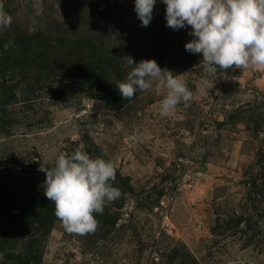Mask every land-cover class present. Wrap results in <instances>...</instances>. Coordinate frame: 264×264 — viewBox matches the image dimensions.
Instances as JSON below:
<instances>
[{
	"label": "rangeland",
	"instance_id": "rangeland-1",
	"mask_svg": "<svg viewBox=\"0 0 264 264\" xmlns=\"http://www.w3.org/2000/svg\"><path fill=\"white\" fill-rule=\"evenodd\" d=\"M0 4L12 17L0 28V186L13 193L0 209V264H264V69H218L202 92V55L184 47L191 26L167 27L160 0L147 27L134 0ZM126 57L178 75L187 107L162 116L166 90L155 87L123 98ZM77 149L111 160L129 191L84 234L36 191L40 166ZM170 195L172 234L161 228ZM8 216L30 234L6 233Z\"/></svg>",
	"mask_w": 264,
	"mask_h": 264
},
{
	"label": "clouds",
	"instance_id": "clouds-1",
	"mask_svg": "<svg viewBox=\"0 0 264 264\" xmlns=\"http://www.w3.org/2000/svg\"><path fill=\"white\" fill-rule=\"evenodd\" d=\"M157 0H134V11L141 26L153 18ZM165 5L166 26L178 30L191 26L192 39L184 47L187 52L201 54L203 66L201 91L207 89L209 77L218 69H264V0H160ZM12 23V17L0 4V28ZM12 41L3 45L7 50ZM130 71L116 85L123 98L133 99L137 93L155 87L166 94L159 101L162 116L175 111L181 101L191 100L193 93L178 75L161 69L155 60L124 58ZM264 135V133H261ZM45 173L43 190L54 204V214L69 233L84 234L97 225L94 213L102 214L106 203L121 197L114 186L116 171L111 160L77 149L59 153L53 167L40 166Z\"/></svg>",
	"mask_w": 264,
	"mask_h": 264
},
{
	"label": "trees",
	"instance_id": "trees-1",
	"mask_svg": "<svg viewBox=\"0 0 264 264\" xmlns=\"http://www.w3.org/2000/svg\"><path fill=\"white\" fill-rule=\"evenodd\" d=\"M0 78L1 81H0V90L2 88H5L6 87V79H5V76L4 75H0ZM250 108V105H246L245 107H243V111H248ZM114 186L118 187L121 191V196H123L124 194H126L127 192H129L127 189H123L121 187V185H119V183H116L114 184ZM1 187L0 186V209L1 211H3V208L5 206V203L7 202V200H9L12 196H13V193L11 190H8V188H3L1 190ZM44 191L43 188L39 187L38 189H36V191ZM27 196H24V201L27 202V198H25ZM32 201H33V198H31ZM34 202H37L36 198H34ZM33 202V203H34ZM25 204V202H23ZM29 205H30V202L28 201ZM35 204V203H34ZM37 204V203H36ZM40 205V203H39ZM52 208H49V209H46V211L42 214H40L41 212H38L39 214V217L41 216H44V215H47V213L51 210ZM1 211H0V214H1ZM7 216V215H6ZM36 216V215H35ZM3 220V223L5 224L4 226H2L3 228H6V233L10 234V233H20V235H24L26 232H28L27 234H30L28 231V229L30 228L28 225H26L24 223L23 220H20V219H17L16 217L14 216H8L7 219H2ZM8 241L7 239L5 238H2V240L0 241V252L4 251V246H5V242Z\"/></svg>",
	"mask_w": 264,
	"mask_h": 264
},
{
	"label": "built area",
	"instance_id": "built-area-1",
	"mask_svg": "<svg viewBox=\"0 0 264 264\" xmlns=\"http://www.w3.org/2000/svg\"><path fill=\"white\" fill-rule=\"evenodd\" d=\"M173 199L174 198L170 195L169 199L164 198L163 200L160 201L161 209L164 211L162 213L161 228L163 231L167 232L168 234H172V230H173V224H172L170 217H169L170 202Z\"/></svg>",
	"mask_w": 264,
	"mask_h": 264
}]
</instances>
